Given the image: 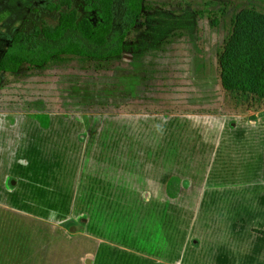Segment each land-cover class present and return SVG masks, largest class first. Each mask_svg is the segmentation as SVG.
Here are the masks:
<instances>
[{
  "label": "rangeland",
  "instance_id": "rangeland-1",
  "mask_svg": "<svg viewBox=\"0 0 264 264\" xmlns=\"http://www.w3.org/2000/svg\"><path fill=\"white\" fill-rule=\"evenodd\" d=\"M149 1L110 68L1 75L0 264H264V103L217 70L232 10L257 0ZM32 2L0 0V56L20 49ZM122 11L104 46L77 31L41 44L107 50ZM29 227L44 242L33 261Z\"/></svg>",
  "mask_w": 264,
  "mask_h": 264
},
{
  "label": "trees",
  "instance_id": "trees-1",
  "mask_svg": "<svg viewBox=\"0 0 264 264\" xmlns=\"http://www.w3.org/2000/svg\"><path fill=\"white\" fill-rule=\"evenodd\" d=\"M32 6L23 19L13 39L19 42L18 51H6L0 56V79L6 73L43 71L51 66L71 60L92 65L96 69H108L123 57L128 36L144 26L147 12L152 9L149 0H83L99 13V19L81 14L73 0H30ZM186 1V0H181ZM217 10L226 15L227 2H221ZM264 0L256 3L237 4L228 23L229 34L222 49L217 52V70L220 83L229 93L248 96L258 104L264 103ZM118 7L121 32L112 47L99 51L82 41L72 38L49 48L42 41L62 39L67 32L77 31L88 42L97 46L108 43L114 29ZM214 10L205 7L202 16L212 19ZM217 23V20H211ZM140 25V26H139Z\"/></svg>",
  "mask_w": 264,
  "mask_h": 264
},
{
  "label": "crops",
  "instance_id": "crops-1",
  "mask_svg": "<svg viewBox=\"0 0 264 264\" xmlns=\"http://www.w3.org/2000/svg\"><path fill=\"white\" fill-rule=\"evenodd\" d=\"M29 230L30 231L26 230V232L24 233V237L26 239L24 251L26 253L25 255L27 256V259L32 258V261H33L35 256L41 255L43 253L44 242L38 244V241H34V239H37V238H36L34 232L32 231L31 227H29ZM56 233H61V234L66 235L63 232L58 231V232H55V233H52L49 235H46V233H45V235L43 234L44 236L41 238L46 239V238H49L51 235H52L51 237H53ZM48 248H49V246H48ZM82 255L86 256V251ZM41 262H43V257H41ZM53 264H62V259L57 258ZM82 264H83V261H82Z\"/></svg>",
  "mask_w": 264,
  "mask_h": 264
},
{
  "label": "water",
  "instance_id": "water-1",
  "mask_svg": "<svg viewBox=\"0 0 264 264\" xmlns=\"http://www.w3.org/2000/svg\"><path fill=\"white\" fill-rule=\"evenodd\" d=\"M13 181H14V180H12V182H13ZM74 227H75L74 225H71V226H70V230H73Z\"/></svg>",
  "mask_w": 264,
  "mask_h": 264
}]
</instances>
